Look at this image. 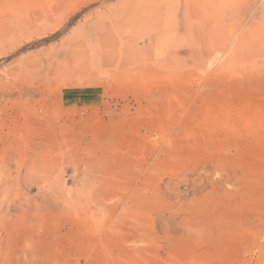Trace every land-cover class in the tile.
<instances>
[{
	"label": "rangeland",
	"instance_id": "obj_1",
	"mask_svg": "<svg viewBox=\"0 0 264 264\" xmlns=\"http://www.w3.org/2000/svg\"><path fill=\"white\" fill-rule=\"evenodd\" d=\"M263 7L0 0V264H264Z\"/></svg>",
	"mask_w": 264,
	"mask_h": 264
},
{
	"label": "bare ground",
	"instance_id": "obj_2",
	"mask_svg": "<svg viewBox=\"0 0 264 264\" xmlns=\"http://www.w3.org/2000/svg\"><path fill=\"white\" fill-rule=\"evenodd\" d=\"M159 1V0H158ZM264 8V7H263ZM170 12V11H169ZM31 20V19H30ZM144 21V20H143ZM3 23V22H2ZM149 27V26H148ZM4 37V36H3ZM79 43V42H78ZM82 43V42H81ZM80 45V44H79ZM78 51V50H77ZM81 54V53H80Z\"/></svg>",
	"mask_w": 264,
	"mask_h": 264
}]
</instances>
